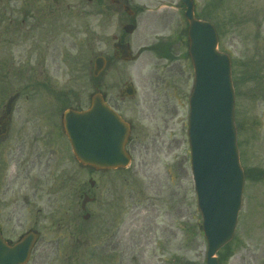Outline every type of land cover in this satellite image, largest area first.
Masks as SVG:
<instances>
[{"label": "rangeland", "instance_id": "obj_1", "mask_svg": "<svg viewBox=\"0 0 264 264\" xmlns=\"http://www.w3.org/2000/svg\"><path fill=\"white\" fill-rule=\"evenodd\" d=\"M194 3L196 17L213 23L218 49L232 59L237 145L245 173L235 233L217 255H224L221 264H264V0ZM130 5L133 17L111 0L3 1L0 117L7 98L18 95L9 135L0 141V155L7 163L17 149L29 153L43 144L45 130L61 126L67 106L87 108L92 94L99 91L135 126L127 146L132 160L128 167L100 170L104 174L87 170L99 188L105 186L99 183L102 176L116 185L114 173L121 174L122 204L116 197L114 201L126 221L128 247L115 255V264H204L207 242L201 232L186 134L193 70L185 8L181 0H134ZM127 22L135 23L133 33L123 32ZM119 36L130 43L133 60L114 59L113 42ZM161 37L170 41V60L147 49ZM99 55L107 59L106 68L95 77L93 63ZM248 70L256 79L247 78L242 84L241 77H251ZM129 82L136 93L119 97ZM42 158L40 168L33 158L32 177L47 172ZM13 188L11 194L24 193L21 182ZM100 206L94 207L95 214L105 212L109 218L115 212L106 202ZM101 235L96 237L98 245H103ZM95 258L94 264H107L106 259Z\"/></svg>", "mask_w": 264, "mask_h": 264}, {"label": "water", "instance_id": "obj_2", "mask_svg": "<svg viewBox=\"0 0 264 264\" xmlns=\"http://www.w3.org/2000/svg\"><path fill=\"white\" fill-rule=\"evenodd\" d=\"M182 1L188 20V51L195 72L188 114L193 179L202 230L208 242L205 264H219L214 255L234 233L244 181L236 145L230 59L217 49L218 39L212 24L194 16L192 0ZM133 28L124 26L129 32ZM122 54L124 59L130 57L124 46ZM94 66L96 76L106 66L104 58L97 57ZM124 93L132 95V85ZM15 97L8 99L0 118V137L7 132ZM91 98L86 111L67 110L64 114V128L73 152L81 162L96 168L126 166L130 160L124 145L130 128L100 93ZM35 237L29 233L17 245L9 246L0 234V264L25 263Z\"/></svg>", "mask_w": 264, "mask_h": 264}, {"label": "flooded vegetation", "instance_id": "obj_3", "mask_svg": "<svg viewBox=\"0 0 264 264\" xmlns=\"http://www.w3.org/2000/svg\"><path fill=\"white\" fill-rule=\"evenodd\" d=\"M112 1L119 6L133 0ZM44 136L43 144L32 147L30 154L24 148L17 149L7 163L0 155V232L9 244L18 242L30 230L39 234L27 264L56 260L94 264L96 256L115 264V255L128 247L126 221L114 201L116 197L122 204L121 174L114 173L116 185L102 176L99 183L105 186L99 188L91 173L83 176L79 172L86 167L78 164L75 168L70 144L60 127L45 130ZM15 144L22 146L17 141ZM42 157L47 172L32 177V160L37 158L40 168ZM15 182H21L23 194H11ZM102 202L115 208L109 218L105 212L102 216L93 212ZM100 221L102 227L96 225ZM97 228L100 233H96ZM99 235L103 236V245L97 244Z\"/></svg>", "mask_w": 264, "mask_h": 264}, {"label": "trees", "instance_id": "obj_4", "mask_svg": "<svg viewBox=\"0 0 264 264\" xmlns=\"http://www.w3.org/2000/svg\"><path fill=\"white\" fill-rule=\"evenodd\" d=\"M223 257H224V255H222V258H223ZM222 258H221V259H222Z\"/></svg>", "mask_w": 264, "mask_h": 264}]
</instances>
